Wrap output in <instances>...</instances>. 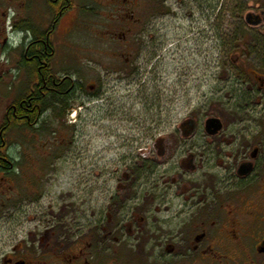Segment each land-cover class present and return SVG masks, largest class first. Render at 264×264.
Wrapping results in <instances>:
<instances>
[{"label": "flooded vegetation", "instance_id": "flooded-vegetation-1", "mask_svg": "<svg viewBox=\"0 0 264 264\" xmlns=\"http://www.w3.org/2000/svg\"><path fill=\"white\" fill-rule=\"evenodd\" d=\"M71 1L48 0L52 20L46 33L32 38L13 25L11 15H0V68L5 70L19 49V70L25 78L14 94L0 76L7 102L0 148L8 149L7 139L17 129L44 136L43 151L51 165L63 159L66 144L72 146L86 126L92 129L93 138L111 141L108 152L115 155L96 175L123 181H118L117 191L107 201L106 218L88 220L85 228L76 227L70 235H57L54 245L41 253L21 244L13 247L0 264H127L120 259L133 264H253L255 253L264 264V75L252 70L250 88L236 95L229 106L231 122L213 118L221 125L216 133L206 132V121L211 118L198 126L194 121L182 124L181 130H187L181 140L185 158L175 164L172 134L167 140L157 138L160 126L154 122L145 128L142 139V124L133 109L126 117L120 112L118 99L127 92L117 85L136 86L142 72L140 59L119 58L107 70L105 61L95 59L94 70L87 68L86 86L73 75L55 73L51 38ZM104 2L125 29L119 39L141 29V0ZM17 32L24 37L16 43L18 36L13 34ZM101 32L110 34L109 30ZM95 67L102 70L96 72ZM78 74L74 71L75 77ZM164 98L156 90L146 111L161 113L167 103ZM68 134L70 140L64 139ZM143 140L153 142L157 154L147 150L142 155ZM9 159L12 169L14 161ZM25 173L36 178L53 174L49 170ZM145 197L150 204L142 202Z\"/></svg>", "mask_w": 264, "mask_h": 264}, {"label": "rangeland", "instance_id": "rangeland-1", "mask_svg": "<svg viewBox=\"0 0 264 264\" xmlns=\"http://www.w3.org/2000/svg\"><path fill=\"white\" fill-rule=\"evenodd\" d=\"M49 5L48 0H5L0 4V15H11L13 25L32 38L46 33L52 20ZM250 14L263 19L256 30L245 23ZM262 14L264 0H141V29L124 40L119 38L125 29L104 0H72L70 10L51 38L56 52L52 65L55 73L73 75L86 86L87 68L94 70L95 59L105 61V70L117 64L119 58L140 59L142 72L136 86L117 85L127 92L118 99L120 112L126 117L133 109L142 124V139L145 128L154 122L160 126L157 138L167 140L172 134L174 162L179 164L186 152L181 140L187 130H181V125L194 121L198 126L208 118L230 123L229 106L236 95L250 88V73L257 70L264 75ZM105 30L110 34L101 32ZM16 34L13 37L18 36L17 43L24 36ZM20 61L18 49L9 58L7 68H0L2 82H8L14 94L25 81L19 70ZM73 70L79 72L77 78ZM100 70L101 67H95L96 72ZM156 90L167 101L161 113L146 111ZM1 91L0 125L7 108L6 93ZM91 131L82 126L78 140L72 146L66 144L63 159L51 165L43 151L47 137L19 129L8 137L9 156L18 161L20 172L16 176L0 173V263L11 248L20 244L41 253L48 245H54L57 235H70L76 227L85 228L88 220L106 218L107 201L117 191L118 181L123 180L96 175L110 165L115 155L108 152L112 142L93 138ZM70 138L69 134L64 137ZM152 146L153 142L141 141L139 148L145 149L141 154L147 150L157 154ZM43 170L53 174L36 178L25 173ZM142 202L151 203L146 197ZM262 262L258 254H253L251 263Z\"/></svg>", "mask_w": 264, "mask_h": 264}, {"label": "water", "instance_id": "water-1", "mask_svg": "<svg viewBox=\"0 0 264 264\" xmlns=\"http://www.w3.org/2000/svg\"><path fill=\"white\" fill-rule=\"evenodd\" d=\"M245 23L250 27H259L262 24V21L258 17L253 15H247L245 17ZM221 129L220 121L217 119H208L206 121V132L209 134H214Z\"/></svg>", "mask_w": 264, "mask_h": 264}, {"label": "trees", "instance_id": "trees-1", "mask_svg": "<svg viewBox=\"0 0 264 264\" xmlns=\"http://www.w3.org/2000/svg\"><path fill=\"white\" fill-rule=\"evenodd\" d=\"M9 158L11 157L9 156L7 148H0V173L4 174L5 176H11V175L16 176L18 164L17 162L15 163V160L12 159V162L14 161L13 163L14 168L10 169L9 164H7V160L11 161V159Z\"/></svg>", "mask_w": 264, "mask_h": 264}]
</instances>
